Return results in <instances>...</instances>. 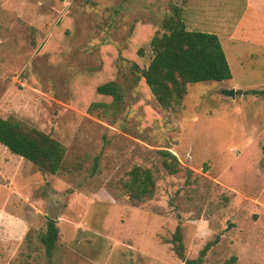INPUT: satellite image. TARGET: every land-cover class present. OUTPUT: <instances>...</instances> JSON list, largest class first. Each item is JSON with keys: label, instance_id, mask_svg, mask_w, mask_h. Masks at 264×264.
<instances>
[{"label": "rangeland", "instance_id": "374dc122", "mask_svg": "<svg viewBox=\"0 0 264 264\" xmlns=\"http://www.w3.org/2000/svg\"><path fill=\"white\" fill-rule=\"evenodd\" d=\"M171 7L215 34L231 79L187 86L159 110L140 79ZM114 82L119 103L99 95ZM234 90V97L222 94ZM264 0H0V118L65 149L56 175L0 145V264H46L40 237L59 205L52 264H264ZM241 92V94H239ZM160 151L192 172L168 175ZM149 168L154 197L132 206L117 186Z\"/></svg>", "mask_w": 264, "mask_h": 264}, {"label": "trees", "instance_id": "16d2710c", "mask_svg": "<svg viewBox=\"0 0 264 264\" xmlns=\"http://www.w3.org/2000/svg\"><path fill=\"white\" fill-rule=\"evenodd\" d=\"M161 28V32L150 38L145 49L138 50L142 57L145 52L148 54L147 64L139 70L140 79L159 110L177 112L189 85L231 79L228 63L215 34L188 31L180 10L174 7L163 19ZM96 91L99 95L111 97L115 104L123 97L121 89L114 82L99 85ZM249 93L264 97V91L251 90ZM0 145L11 154L30 162L40 173L56 175L64 167L65 149L58 141L13 119L0 118ZM159 154L161 166L168 175L184 172L189 176L192 173L182 168L168 151H160ZM117 189L132 206H139L155 195L154 174L149 168L134 166L120 179ZM181 237L180 228L177 227L168 242L172 245L173 253L183 264H202L214 242L207 243L196 259L189 260L184 257ZM57 241L55 223L48 220L46 230L40 237L46 264H52Z\"/></svg>", "mask_w": 264, "mask_h": 264}, {"label": "water", "instance_id": "95a60500", "mask_svg": "<svg viewBox=\"0 0 264 264\" xmlns=\"http://www.w3.org/2000/svg\"><path fill=\"white\" fill-rule=\"evenodd\" d=\"M222 94L224 96L233 98L234 97V90L233 89L223 90ZM239 94H241V92H239ZM58 209H59V205H57L55 207H52V205H50L48 210H47V214H46L47 219L50 221H53V222L56 221L58 218V216H57Z\"/></svg>", "mask_w": 264, "mask_h": 264}]
</instances>
